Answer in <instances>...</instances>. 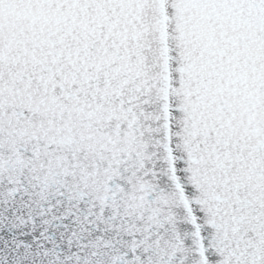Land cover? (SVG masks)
Returning a JSON list of instances; mask_svg holds the SVG:
<instances>
[{
	"label": "snow or ice",
	"instance_id": "1",
	"mask_svg": "<svg viewBox=\"0 0 264 264\" xmlns=\"http://www.w3.org/2000/svg\"><path fill=\"white\" fill-rule=\"evenodd\" d=\"M0 264H264V0H0Z\"/></svg>",
	"mask_w": 264,
	"mask_h": 264
}]
</instances>
